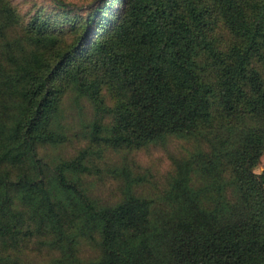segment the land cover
Returning <instances> with one entry per match:
<instances>
[{
    "label": "rangeland",
    "instance_id": "374dc122",
    "mask_svg": "<svg viewBox=\"0 0 264 264\" xmlns=\"http://www.w3.org/2000/svg\"><path fill=\"white\" fill-rule=\"evenodd\" d=\"M131 71L175 95L164 133L138 128ZM259 97L264 0H0V264L125 260L160 215L214 222L239 184L259 210L239 174Z\"/></svg>",
    "mask_w": 264,
    "mask_h": 264
},
{
    "label": "trees",
    "instance_id": "16d2710c",
    "mask_svg": "<svg viewBox=\"0 0 264 264\" xmlns=\"http://www.w3.org/2000/svg\"><path fill=\"white\" fill-rule=\"evenodd\" d=\"M169 32L177 49L183 48L181 29L176 27ZM122 70L126 72L125 67ZM127 70L129 73V67ZM131 75L135 73L131 71ZM134 77L137 85L131 89L130 98L136 108L138 128L146 135L164 133L175 113V95H171L157 78L147 81L144 77ZM128 79L129 76L124 75V81ZM254 91L261 94L256 88ZM259 98L255 109L264 115V97ZM174 120L179 123L180 117L172 122ZM263 152L264 141L260 140H244L239 148L242 160L239 174H245L262 198L264 166L258 175L253 169ZM239 186L236 202L214 222L198 225L180 211L162 214L160 223L152 228L150 240L146 239L148 235H141L136 252L130 253L125 260H113L108 264H135L140 253L148 256L147 264H264V203L259 210H253L244 186Z\"/></svg>",
    "mask_w": 264,
    "mask_h": 264
}]
</instances>
